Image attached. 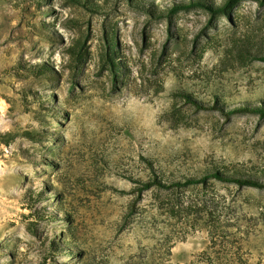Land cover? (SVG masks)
<instances>
[{"label": "rangeland", "instance_id": "374dc122", "mask_svg": "<svg viewBox=\"0 0 264 264\" xmlns=\"http://www.w3.org/2000/svg\"><path fill=\"white\" fill-rule=\"evenodd\" d=\"M96 1L0 0V264H264V188L137 190L264 180V117L184 96L264 105V0Z\"/></svg>", "mask_w": 264, "mask_h": 264}, {"label": "trees", "instance_id": "16d2710c", "mask_svg": "<svg viewBox=\"0 0 264 264\" xmlns=\"http://www.w3.org/2000/svg\"><path fill=\"white\" fill-rule=\"evenodd\" d=\"M71 1L80 6H83L84 8L92 12H99L98 9L102 7L96 0H71ZM130 1L133 4H137L136 0H130ZM225 1L226 2L224 5H218L214 0H190L189 2L175 5V7L171 9V11L173 12L177 9H190L193 7H203L206 10L210 11L212 15L229 14L230 9L234 8L239 2V0H225ZM150 10L154 17H156L157 19L162 18L163 15L159 14L158 11L152 9ZM112 43L115 47L116 42L113 40ZM110 63L112 64L113 69L117 70L119 66V62H118V54L117 52H115V48L111 49ZM36 67L39 68L38 69L36 68L34 70L38 71L39 74L42 75L47 74L48 70L45 68L44 65H38ZM184 96L193 104V106L197 110H218L226 115L253 112V113H260L264 117V105L258 106L257 108H250L248 107V105L245 104L232 109L230 106H228L224 101H221L219 98H216L213 103H207L195 99L193 95L184 94ZM210 178H216L222 182H234L239 184L240 186H252L257 188H264V180L260 179V177H256L253 175L236 174V173H231V171L229 170L216 169L214 171H206L201 177L185 178L184 182H175V183L171 182L169 184H166L165 182L167 181H165L162 177L155 176L146 182L139 181L140 185L137 187V190L141 194L142 192L150 190L152 188L168 189L175 186L185 187L194 184L196 185V184L206 183L207 180H209ZM53 245H57V244L53 243Z\"/></svg>", "mask_w": 264, "mask_h": 264}]
</instances>
